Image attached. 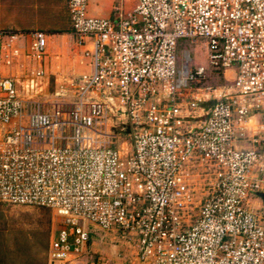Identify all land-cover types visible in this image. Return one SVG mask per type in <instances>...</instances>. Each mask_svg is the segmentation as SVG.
<instances>
[{
	"label": "built area",
	"instance_id": "built-area-1",
	"mask_svg": "<svg viewBox=\"0 0 264 264\" xmlns=\"http://www.w3.org/2000/svg\"><path fill=\"white\" fill-rule=\"evenodd\" d=\"M86 4L66 0L92 65L73 94L39 98L43 30L0 29V61L32 64L0 72V202L54 213L45 264L85 253L93 228L140 264H264V142L247 136L264 112V0H116L113 19ZM197 39L206 65L180 47ZM226 71L228 84H202Z\"/></svg>",
	"mask_w": 264,
	"mask_h": 264
},
{
	"label": "crops",
	"instance_id": "crops-1",
	"mask_svg": "<svg viewBox=\"0 0 264 264\" xmlns=\"http://www.w3.org/2000/svg\"><path fill=\"white\" fill-rule=\"evenodd\" d=\"M134 2L135 0H121L123 8L126 10L130 9ZM115 4L116 0H87L86 14L93 17L113 19ZM0 15L2 16L0 18V29L10 28L20 31L39 29L46 31V46L42 67L45 72L44 80L47 83L42 96L39 97L44 102L51 98L50 93L56 89L57 84H63L70 94H73L74 85H70L67 81H74L79 75L92 71L90 55L83 54L87 46L85 44L77 45L71 34L66 0H0ZM44 24L45 28L41 29L40 25ZM63 30H66V32H63ZM57 33H66L73 43L76 60L69 67L73 70L71 73L74 75H70L69 71L58 74L50 71L53 70L55 58L57 57L54 53L57 51L53 47V42L58 40L56 38ZM27 42L28 38L26 36L18 39L17 43L21 52L25 50ZM31 66L32 64L28 60L20 56V58L9 64L0 61V72L3 75L20 76ZM225 76L229 80L231 78L230 71H226ZM208 103V101H204L202 105L206 106ZM47 108L49 107L47 106ZM253 134L259 138L260 142H264V112L253 113L248 119L247 136ZM235 145L247 146L250 145V142L249 139H237ZM198 168L200 172L203 170L202 166ZM253 201L258 204L257 199ZM100 260L104 264H140L134 258L130 247L122 244L112 235L98 231L96 228L92 229L91 237L87 243V251L67 264H96Z\"/></svg>",
	"mask_w": 264,
	"mask_h": 264
},
{
	"label": "rangeland",
	"instance_id": "rangeland-1",
	"mask_svg": "<svg viewBox=\"0 0 264 264\" xmlns=\"http://www.w3.org/2000/svg\"><path fill=\"white\" fill-rule=\"evenodd\" d=\"M44 26L45 24L40 25L41 29ZM57 34L58 40L53 42L57 57L54 68L50 71L55 74L71 73L73 70L69 65L76 60L73 43L66 33ZM180 47L188 49L190 65H206V49L202 39L183 40ZM202 84L215 87L228 84V79L223 78L220 73L210 72ZM250 203L253 207L257 206L254 201ZM56 220L54 213L48 208L0 202V264H45L46 247Z\"/></svg>",
	"mask_w": 264,
	"mask_h": 264
},
{
	"label": "water",
	"instance_id": "water-1",
	"mask_svg": "<svg viewBox=\"0 0 264 264\" xmlns=\"http://www.w3.org/2000/svg\"><path fill=\"white\" fill-rule=\"evenodd\" d=\"M256 194H257V196L260 198L261 203H262V206H263V210H264V193H262V192H257Z\"/></svg>",
	"mask_w": 264,
	"mask_h": 264
}]
</instances>
